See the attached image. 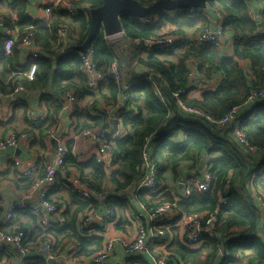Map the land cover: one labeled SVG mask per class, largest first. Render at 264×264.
I'll return each instance as SVG.
<instances>
[{
	"label": "trees",
	"instance_id": "trees-1",
	"mask_svg": "<svg viewBox=\"0 0 264 264\" xmlns=\"http://www.w3.org/2000/svg\"><path fill=\"white\" fill-rule=\"evenodd\" d=\"M137 1L143 6H149L157 0ZM80 3H86L87 8L76 15L61 11L46 28L38 27L39 22L32 21L26 15V0H14L10 5L17 14V25L26 27L18 33L21 36L31 34L33 43L43 54L34 61L37 64L34 79L28 81L20 77L12 88L13 91L16 84L20 83L25 90L39 92L47 109V117L39 124L32 143L41 141L51 133L48 132L56 123L62 97L66 93L72 92L75 97L86 94L80 51L71 49L62 53L55 40L57 29L64 26L72 33L71 40L75 46L85 41L90 29L89 12L99 7L101 0H80ZM206 3L207 9L218 8L223 14V34H230L233 38L232 57L221 55L214 44L196 41L201 32L210 28V24L204 14L190 13L189 9L159 12L151 21L139 19L130 13L123 14L122 35L134 53L126 58L116 53L101 28L97 31L89 45L95 51L97 66L105 74L110 88L109 96H102L103 104L113 108L119 95L128 96L124 108L118 110L125 134L113 141L110 149L112 166L108 175L103 166L92 159L82 167H92L93 173L89 176L80 174V178L100 197H104L101 192L103 183L108 182L113 192L106 196L103 204L114 208L111 206L121 205L124 192L131 190L145 174L142 153L147 139L150 140L147 146L151 160L157 168L156 191H162L166 171H170L173 180L177 181L183 164H190L191 169H197L206 162L211 168L209 190L200 193L190 188L188 194L177 203V208L179 216L182 213L214 215L216 222L213 235L204 237L200 249L188 250L184 245H178L179 256L190 260V264H196L200 262L202 251H206V259L209 261L217 258L219 250L223 249L220 251L221 264L236 262L246 253L248 264H264V240L256 236L264 229V212L256 203L257 195H264V97L249 102L252 94L264 93V33L261 32L264 28V0H256L259 8L256 18L249 14L245 0H206ZM258 24H261L260 28ZM168 25L174 28L169 34L180 36L181 41L170 49L152 50L145 58H140L147 40L169 35L162 32ZM134 42L136 46L132 45ZM18 46L15 44L12 47L13 55L18 52ZM119 61L126 66L122 71L125 74L121 73L122 84L129 87L125 93L107 71L109 65ZM191 61L196 62L197 75L190 77ZM244 63L249 64L248 72L243 69ZM214 76L219 77L218 86L214 90H205L197 98L192 96V91L202 81L212 80ZM75 78L77 84L71 82ZM75 85L82 88L75 90ZM2 91L5 93L4 89ZM174 93H178V99L186 107L196 109L202 115L184 112L173 96ZM233 107H240L239 116L233 123L218 127L215 122L223 119ZM94 121L98 124L95 126L100 127L99 130L110 125L104 117H97ZM235 128L242 133L254 152H248L234 140L232 132ZM70 166L77 168L78 164L68 153L63 167ZM119 193L120 196L116 195ZM141 193L135 197L146 208L163 204L146 200L144 197L150 193L148 190ZM100 197L80 198L85 203H77L80 205L78 211L96 208ZM223 199L227 202L225 207L220 204ZM165 203L172 204V201ZM74 220L75 217L72 225L67 226L73 237L77 235ZM2 227L0 225V230ZM85 229L88 228L82 226V230ZM49 233L56 240L60 231L50 229ZM75 238L80 256L90 258L102 247L100 237ZM54 246L53 250H56V241Z\"/></svg>",
	"mask_w": 264,
	"mask_h": 264
},
{
	"label": "crops",
	"instance_id": "crops-1",
	"mask_svg": "<svg viewBox=\"0 0 264 264\" xmlns=\"http://www.w3.org/2000/svg\"><path fill=\"white\" fill-rule=\"evenodd\" d=\"M14 0H2L0 2V15L1 19H4L8 26L15 29L17 32L24 30L26 27L17 25V14L11 9L10 5ZM50 0H26L25 13L28 17L35 22H39L38 27L46 28L49 26L53 17L58 16L53 14L51 16L45 15L43 8ZM248 3L249 14L253 17L259 15V8L256 0H245ZM87 6L86 3H82ZM3 10V11H2ZM205 16L209 22L211 29L215 30L216 26L223 23V14L220 13L218 8L204 9L200 13ZM173 31L174 28L170 25L163 28V33ZM188 37V35H187ZM233 38L230 34H223L220 37V52L221 55L226 57H232ZM133 46L137 44L132 43ZM36 47V45H35ZM75 44H69V48L74 49ZM129 43L126 42L125 48H120L122 52L124 49L123 58L129 55L127 49ZM31 50L30 46L20 47L18 46V52L16 55L11 53L5 55L0 47V85L4 89L5 93H11L15 82L22 77L21 73L25 72L28 65L33 61L27 56ZM39 52V48H35ZM62 52V49L60 50ZM65 52V51H63ZM62 52V53H63ZM140 58L142 52H140ZM192 63V62H191ZM244 71H249V64H243ZM86 79V78H85ZM77 78L72 79L71 82L77 84ZM208 86L212 89L218 86L219 77L214 76L212 80L206 81ZM63 83H68L64 81ZM75 90L81 89V86L75 85ZM87 88V87H86ZM84 88L86 94L82 97H76L77 103L73 106H67L62 104L61 110L56 116L55 125L49 130L54 137L62 139L64 145L68 148L69 155L78 164V167L70 166L68 168L63 167L55 177V183L47 193V198L54 201L58 206V212L52 216L51 229L52 231L59 230L60 233L56 236L57 247L54 251V258L46 260L45 256L38 252L36 244L39 243L41 231L37 225V221L34 216L26 211L16 210L11 222L3 225L2 231L11 233L12 231L21 229L26 234V241L28 244V252L21 254L12 245L0 241V264H87L89 258L80 256L78 254V242L75 237H100L102 239V245L109 238L116 239H133L136 236V226L134 218L140 210V205L135 195L131 190L124 192L122 198L124 201L121 205L111 206L109 208L105 204L106 196L113 192V187L107 182L103 183L101 192L104 197L98 199V205L96 208H92L89 211H78L80 205L78 202L85 203V200L78 198L68 187L66 183V177L69 175H91L93 173L92 167H82L83 164L89 163L92 159L96 161V155L102 148L101 142L91 141L81 136V131L85 127L100 128L95 123L97 117L107 118L103 110L107 105L103 104L104 98L102 96H109L110 88L107 79L104 78L98 83L95 90H89ZM202 93V90L198 88L192 91V96L197 98ZM74 94V93H73ZM119 100L113 106V109L118 108L120 95L117 97ZM103 99V100H102ZM117 111V110H116ZM117 113V112H116ZM30 114L40 118V123L47 117V109L40 98V94L37 91L23 90L22 93H17L15 99L5 98L0 102V139L4 138L9 133H19L27 131L30 126ZM110 123V127L113 124ZM38 140V139H37ZM57 143L53 139H49L46 136L41 141H36L30 145H20L16 149L0 150V218L2 219L7 211L20 202H26L25 194L30 188L29 177H23L21 170L14 167V160L24 161L31 159L35 161L36 169L35 175H41L47 166L51 165L55 160V151ZM103 156L107 159L110 157V153L104 151ZM97 163V162H96ZM69 164V163H67ZM199 168V169H198ZM197 169H191L190 164H183L178 172L177 181L173 180V176L170 171H166L164 174V182L162 191L159 189L155 192H150L146 197V200L154 203H165L172 201V211L167 218L166 223L163 225V236L157 237L156 240H147L146 248L140 250L132 255H126L120 245H115L113 251L108 258L106 264H153L151 255L157 254L165 258L166 264H190V260L179 256L178 245L183 244V227H182V215L179 216V209L177 203L181 200V197L190 190V180L196 177L195 175L201 172L200 167ZM104 169V168H103ZM114 170L116 167L113 168ZM105 173H110L105 170ZM169 183V184H168ZM159 192V193H158ZM142 194V193H141ZM147 194V193H146ZM153 194V195H152ZM155 194V195H154ZM118 196L121 193L116 194ZM35 199H33V202ZM143 205V204H142ZM113 209L115 214L108 216L107 210ZM90 213L92 220L87 227L88 229L82 230L81 221L82 218ZM75 237H73L67 229V226L72 225L74 219ZM0 219V220H1ZM144 226L148 224V220L145 217L140 222ZM264 229L262 230V232ZM166 232V233H165ZM262 232H258L256 236ZM167 234V236H166ZM204 243V242H203ZM201 243V245H203ZM201 245L194 247H186L188 250L200 249ZM55 247V246H54ZM223 249L219 250V256L212 260L207 261L206 251H202L200 256V262L196 264H221ZM218 253V252H217ZM247 253L245 256L236 262L226 264H248ZM245 257V258H244ZM44 260V262L42 261ZM50 261V262H48Z\"/></svg>",
	"mask_w": 264,
	"mask_h": 264
},
{
	"label": "built area",
	"instance_id": "built-area-1",
	"mask_svg": "<svg viewBox=\"0 0 264 264\" xmlns=\"http://www.w3.org/2000/svg\"><path fill=\"white\" fill-rule=\"evenodd\" d=\"M87 8L80 0H50L47 5L44 6L43 12L45 15L58 14L61 11L69 15H76L79 11ZM200 9H189L190 13H201ZM261 32L264 33V28ZM223 35V24L220 23L216 26V29L211 28L206 29L201 32L196 41L199 43H210L214 44L220 50V37ZM71 32L67 27L60 26L55 33V40L57 45H59L63 51H70L69 44L73 43L71 40ZM180 36L168 35L159 38H152L144 43V49L146 52L157 50L161 51L164 49H170L174 47L179 41H181ZM18 44L20 47L30 46L31 50L28 52L27 56L33 61L28 65L25 72L21 73L22 77L31 81L35 77L37 70L36 61L43 54L35 50V44L33 43L32 35L26 34L21 36L15 29L7 25L4 19L0 18V47L5 55H10L12 47ZM79 60L81 71L86 78V87L89 90H95L98 83L104 78V73L98 68L95 51L89 45L83 51L79 52ZM192 62V61H191ZM125 63L119 61L112 63L108 67V74L113 78V80L121 87L122 92H127L129 87L122 84V71L125 69ZM196 62L189 64L190 77L196 73ZM206 81L197 87L199 90L211 91L215 88H211L206 84ZM24 89L20 83L16 84L14 90L11 93H4L0 87V102L5 98L15 99V95L22 92ZM173 96L177 98V103L180 108L191 115L201 116L202 113L196 109L188 108L185 104L178 99V93H174ZM121 100L118 108L113 109L111 107L104 108L103 112L107 119L113 124V127H108L102 130L99 128H85L81 131V136L87 140L101 142L102 148L96 155V162L101 164L103 168L109 171V167L112 166L111 151L113 141L120 139L124 136L125 131L122 127L121 115L118 110L124 108L125 101L127 100V95H121ZM257 97H264V93L252 94L249 98V102H252ZM77 98L72 92L66 93L62 97V104H66L68 107L73 106L77 103ZM117 110V111H116ZM240 107H233L229 113L221 120L215 122L218 127L223 128L230 123H233L235 119L239 116ZM117 112V113H116ZM205 118L211 121L210 118ZM40 118L35 117L30 114V126L27 131L19 133H9L4 138L0 139V150L5 149H16L20 145H30L35 140V133L39 127ZM49 139H54L57 143L55 151L54 162L47 166L44 172L39 175H35L36 164L34 160L26 159L24 161L14 160L13 165L21 170V175L23 177H29L30 188L25 194L26 202H20L14 207L9 209L5 216L0 221V225H6L12 221L14 213L18 211H26L31 213L36 217V223L41 231V236L39 243L36 244L38 252L45 256L46 260H51L54 258V241L53 236L49 233L51 229V219L54 214L58 212V206L54 201L47 198V193L55 183V177L57 173L63 168L65 157L69 153L67 147L62 142L61 138L54 137L51 133L46 136ZM232 137L239 143L242 147L246 148L248 152H254V149L249 146L248 142L243 137L242 133L235 128L232 132ZM146 140V146L142 153V166L145 170L144 176L132 187L131 192L133 195L141 193L148 190L149 192H155L157 188V171L156 166L151 160V153L148 149V142ZM104 151L110 153L109 159L103 156ZM201 172L190 180V188H195L198 192L204 193L209 190L211 186V173L210 165L208 163H203L200 166ZM66 183L71 191L78 195L82 199H91L100 197L96 195L93 189L88 183H85L79 175L73 174L66 177ZM189 192V191H188ZM188 192L185 194L187 195ZM33 199L35 201L33 202ZM256 203L259 208L264 212V195L260 194L256 197ZM221 207H225L226 200L220 201ZM173 206L168 203H163L156 207L146 208L144 205H140V210L134 218L136 226V236L133 239H116L109 238L103 243L102 247L98 249L88 260L87 264H106L108 258L110 257L114 246L120 245L122 250L126 255H132L140 250L146 248L147 240L154 241L157 237L163 236V225L166 223ZM108 216H113L115 214L114 210H107ZM264 214V213H263ZM147 218L148 224L144 226L141 224V220ZM92 220V215L90 213L86 214L81 221V226H88ZM216 222V217L214 215L205 216L202 214H184L182 216V227H183V244L187 247H194L201 245L205 236L211 237L213 235V225ZM264 240V231L260 234ZM0 241L12 245L21 254L28 252V244L26 241V234L22 230H15L11 233H6L0 230ZM153 264H166L165 258L163 256L153 254L151 255Z\"/></svg>",
	"mask_w": 264,
	"mask_h": 264
},
{
	"label": "water",
	"instance_id": "water-1",
	"mask_svg": "<svg viewBox=\"0 0 264 264\" xmlns=\"http://www.w3.org/2000/svg\"><path fill=\"white\" fill-rule=\"evenodd\" d=\"M206 6V0H157L149 6H143L137 0H101V5L89 12L90 29L87 38L74 49H86L100 28L104 37L122 33L121 17L126 13L151 21L159 12H173L178 9L204 10ZM258 27L260 28L261 24H258Z\"/></svg>",
	"mask_w": 264,
	"mask_h": 264
},
{
	"label": "rangeland",
	"instance_id": "rangeland-1",
	"mask_svg": "<svg viewBox=\"0 0 264 264\" xmlns=\"http://www.w3.org/2000/svg\"><path fill=\"white\" fill-rule=\"evenodd\" d=\"M3 11V10H2ZM0 15L3 16V13H1ZM70 20V19H69ZM72 34V33H71ZM166 34H169V31L166 32ZM170 35V34H169ZM73 36V35H72ZM173 36V35H172ZM106 40L108 41V43L114 48V50L116 51V53L119 55V56H125L124 54H122V52L119 51L120 48L124 47L126 45V41L124 40L123 38V35L122 33H119V34H116V35H113V36H109V37H105ZM126 47V46H125ZM128 51H129V55L128 56H133V50L131 49V47H127ZM145 56H141V58H145L146 55L148 54V52L144 51L142 52V55ZM122 74L124 75L125 74V71L122 72ZM125 77V76H124ZM178 183V181L176 182V184ZM169 184V183H168Z\"/></svg>",
	"mask_w": 264,
	"mask_h": 264
}]
</instances>
